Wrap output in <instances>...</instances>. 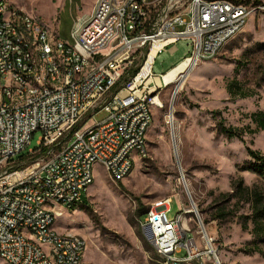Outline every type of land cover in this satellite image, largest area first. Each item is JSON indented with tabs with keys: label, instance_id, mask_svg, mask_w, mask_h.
I'll return each instance as SVG.
<instances>
[{
	"label": "built area",
	"instance_id": "built-area-1",
	"mask_svg": "<svg viewBox=\"0 0 264 264\" xmlns=\"http://www.w3.org/2000/svg\"><path fill=\"white\" fill-rule=\"evenodd\" d=\"M245 2L97 0V17L81 24L75 21L69 40L54 35V52L45 53L42 29L48 28L42 20L34 23V16L0 0V260L83 263L85 239L53 230L49 218L74 210L72 201L83 200L96 166L110 171L120 183L123 172L147 156L145 131L157 99L152 95L167 87L157 84L168 72L153 73L156 58L182 40L193 46L184 61L197 66L200 60L215 58L221 41L252 13ZM23 32L38 34L39 43H24ZM19 44L31 51L39 48L42 57L24 59ZM101 45H109V52L101 53ZM86 57H95L91 71H82ZM29 60H36V76H29ZM54 61H63L67 84L48 89L39 71L55 78ZM28 77L37 78V89L29 88ZM26 91H34V100L24 101V109L12 107L11 99ZM100 114L106 116L97 122ZM38 132L37 147L28 149ZM21 156L29 162L19 163ZM30 183L53 194L57 208L36 197ZM170 204L146 211L145 218L165 213ZM201 224L198 238L191 220L176 214L174 224L166 228L172 232L190 228V236L175 248L158 244L149 227L162 264H206L211 256L218 263L213 239ZM183 250L185 255L179 256Z\"/></svg>",
	"mask_w": 264,
	"mask_h": 264
},
{
	"label": "rangeland",
	"instance_id": "rangeland-1",
	"mask_svg": "<svg viewBox=\"0 0 264 264\" xmlns=\"http://www.w3.org/2000/svg\"><path fill=\"white\" fill-rule=\"evenodd\" d=\"M4 1L38 17L53 35L69 40L73 23L90 19L97 0ZM245 1L252 13L242 31L215 58L152 95L160 107H153L147 156L136 159L131 175L115 183L103 167L96 166L85 201L56 216L57 231L85 239L82 264H162L143 222L153 203L170 198L168 218L193 209L187 215L191 230L199 238L202 223L220 264H264V232L254 235L252 212L255 196L262 197L264 206V178L245 170L253 163L247 148L264 156V132L246 134L242 142L227 139L220 130V123L254 129L251 114L264 110V0ZM192 52L191 41H180L156 58L153 73L166 74ZM235 77L245 92H253L252 97H231L226 84ZM105 116L100 114L96 121ZM39 138L38 132L28 149H35ZM28 160L24 156L19 163ZM240 181L247 191L237 187ZM254 248L260 253H248ZM184 255L183 250L179 256ZM0 264L6 263L0 260ZM206 264L218 263L211 256Z\"/></svg>",
	"mask_w": 264,
	"mask_h": 264
},
{
	"label": "bare ground",
	"instance_id": "bare-ground-1",
	"mask_svg": "<svg viewBox=\"0 0 264 264\" xmlns=\"http://www.w3.org/2000/svg\"><path fill=\"white\" fill-rule=\"evenodd\" d=\"M132 1H140V0H132ZM224 3H232L230 0H204V4H215L222 5ZM96 4V3H95ZM97 17V9L94 8L93 13L89 19ZM250 17H246L242 22V27L237 28L235 31L230 32V35H227L226 38L221 41V50L224 46L232 40L236 35H238L242 29L246 26V23ZM34 23H41L40 20L34 17ZM42 37H43V52L45 53H53L55 47V38L50 34L47 29H42ZM22 41L24 43L38 44L39 36L38 34H31L30 32H23ZM19 51H22V57L24 59H31L33 57H42V50L39 48H32V51L29 47H26V44H19ZM109 45H101V53H108ZM206 60H200L198 62H204ZM95 66V57H86L84 63L82 64V71H91ZM55 68V78H50V75L46 73V71H39V79L41 82L45 83L46 88L48 89H59L60 86H66L67 84V74L64 71V63L63 61H54ZM194 68V65L190 63V61H184L177 65L175 68L170 70L163 78L162 81L157 80L158 86H171L176 83L178 78L186 75L189 70ZM29 76L37 75V63L36 60H29L28 64ZM28 86L30 89H37L38 80L36 77H28ZM34 100V91H26L20 93V97H13L11 99V106L15 107V109H24V101ZM155 105L160 106L157 99L155 100ZM153 123V117L149 119V125L146 127L145 131V145L147 151V134ZM135 165H130L128 167V172H123V177H120V182L124 181L127 177H129L134 169ZM113 182L116 183L115 176L110 172L106 171ZM94 184V178H93ZM30 190H34V194L36 197H41V200L45 201L46 204L50 208H57V200H55L53 194L45 193V189L43 187H38V183H30ZM82 201H72V209H75L77 206H80ZM170 204V199H164L161 201H157L153 203L147 211H157L160 206ZM193 210V209H192ZM192 210L188 211H180L179 218L182 220H188L187 215L192 212ZM170 211V207H165V213H151L149 218H145L143 222V227L149 233H152V236L157 239L158 244L165 245V248H175L178 246V241H185L189 230L187 228H180L178 231L172 232L170 228H166V226H172L174 224V218L169 219L168 213ZM56 221V216L49 218V226L53 227ZM186 229V230H185ZM53 230H55L53 228ZM189 239V237H187ZM157 254L160 257V252L157 249V246L154 245Z\"/></svg>",
	"mask_w": 264,
	"mask_h": 264
},
{
	"label": "trees",
	"instance_id": "trees-1",
	"mask_svg": "<svg viewBox=\"0 0 264 264\" xmlns=\"http://www.w3.org/2000/svg\"><path fill=\"white\" fill-rule=\"evenodd\" d=\"M245 3L248 4V1H246ZM236 72H239V70L236 69ZM226 86H227V91L231 95V97L248 98L254 95L253 92L252 93L245 92V90L240 85L239 80L236 77L228 81ZM250 119L252 123L255 125L254 129H252L250 126L241 129L234 127H226L222 123H220V130L222 134L227 137V139L229 140L238 139L243 142L244 136L246 134H255L259 131L264 132V110H260L251 114ZM247 154L253 160V163L250 166H247L245 170L250 172H256L264 178V156L260 152L252 150L250 148H247ZM19 159L20 161L23 160L24 156H21ZM237 187L239 189L247 191V188L243 186L242 181L238 183ZM227 195L228 198L230 197L232 198L230 194ZM261 203H263L262 197L260 195L255 196L254 205L252 206L253 207L252 212H253V218L255 224L253 233L256 237H258L257 233H259L260 231L264 232V224L261 225V221H263L262 219L264 218V206H261ZM223 216L224 214L216 216L214 220H217ZM252 243L255 244V242ZM248 253H260V250L254 248L253 250L248 251Z\"/></svg>",
	"mask_w": 264,
	"mask_h": 264
},
{
	"label": "crops",
	"instance_id": "crops-1",
	"mask_svg": "<svg viewBox=\"0 0 264 264\" xmlns=\"http://www.w3.org/2000/svg\"><path fill=\"white\" fill-rule=\"evenodd\" d=\"M35 17V16H34ZM38 20H40L38 17H36ZM89 20V19H88ZM87 20V21H88ZM41 21V20H40ZM49 32H50V34L54 37V35L52 34V32L49 30V29H47ZM110 177V176H109ZM94 182H95V179H94ZM85 198H87V195L85 194L84 196H83V200H82V202H84L85 200ZM57 218V217H56ZM56 222V221H55ZM55 224V223H54ZM53 228H54V225H53ZM55 229V228H54ZM56 230V229H55ZM59 232V231H58ZM84 261V260H83Z\"/></svg>",
	"mask_w": 264,
	"mask_h": 264
},
{
	"label": "water",
	"instance_id": "water-1",
	"mask_svg": "<svg viewBox=\"0 0 264 264\" xmlns=\"http://www.w3.org/2000/svg\"><path fill=\"white\" fill-rule=\"evenodd\" d=\"M218 264H220L219 261H218Z\"/></svg>",
	"mask_w": 264,
	"mask_h": 264
}]
</instances>
